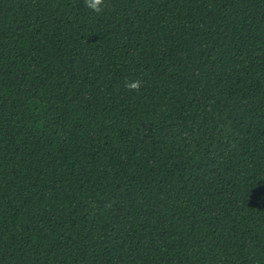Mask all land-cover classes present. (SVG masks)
I'll return each mask as SVG.
<instances>
[{"label":"trees","instance_id":"trees-1","mask_svg":"<svg viewBox=\"0 0 264 264\" xmlns=\"http://www.w3.org/2000/svg\"><path fill=\"white\" fill-rule=\"evenodd\" d=\"M102 7L0 0V264H264V0Z\"/></svg>","mask_w":264,"mask_h":264},{"label":"clouds","instance_id":"clouds-1","mask_svg":"<svg viewBox=\"0 0 264 264\" xmlns=\"http://www.w3.org/2000/svg\"><path fill=\"white\" fill-rule=\"evenodd\" d=\"M86 7L92 9L93 11L100 13L103 11L104 0H85ZM127 87L139 90V81L136 83L128 84Z\"/></svg>","mask_w":264,"mask_h":264}]
</instances>
